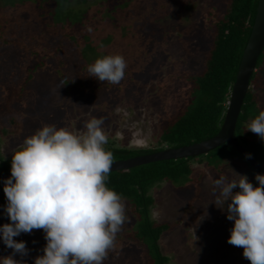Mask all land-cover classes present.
I'll return each instance as SVG.
<instances>
[{"label": "trees", "instance_id": "trees-1", "mask_svg": "<svg viewBox=\"0 0 264 264\" xmlns=\"http://www.w3.org/2000/svg\"><path fill=\"white\" fill-rule=\"evenodd\" d=\"M257 2L224 0L220 11V8H211L207 12V25L198 24L203 30L195 28L194 36L185 40L187 32L182 27L186 17L180 14L176 20L172 17L173 11L184 8L183 3L178 5L169 0H0V172L10 171L12 155L19 150L17 147L5 155L2 152L5 138L31 136L44 125L59 127L67 117L75 120L82 115L76 104L80 96L88 97V106L94 107L98 115L111 110L115 102L122 104L121 95L130 85L140 84L148 64L154 69L158 60L154 56L161 52L164 63L172 66L171 72L165 75L163 89L175 81L179 88L187 86V96L182 97L183 101L179 98L174 112H167L171 104L167 105V111L164 109L167 116L159 120L152 145L127 147L111 140L105 145L106 150L113 153L115 161L212 137L222 124ZM170 38L180 47L178 55L166 52ZM109 54H120L127 63L125 77L117 85L88 76L87 66ZM263 87L264 48L252 73L234 131L239 143L264 171V140L245 130L247 120L264 110V105L259 108L261 100L257 93ZM101 94L105 97L103 101L98 99ZM226 161L240 169L254 186L258 185L255 171L227 143L193 157L151 161L110 171L106 186L123 197L125 210L130 215L128 221L132 224L127 238L116 236L115 243L132 242L135 251L142 249L146 264H169L172 256L164 251L161 243L164 235L179 227L185 230L181 237L187 245L191 246L195 239L188 236L186 219L171 222L152 217L156 200L154 188L168 182L184 183L195 170V164L217 168ZM194 185L195 199L200 188L196 182ZM3 187L0 185V214L7 204ZM190 210L191 207L186 212ZM224 221L225 225L234 224L228 219ZM195 228L200 229L196 223ZM42 234L43 230H33L24 235L30 237V242L39 244L46 242ZM1 242L2 239L0 257L11 255L4 253L6 250ZM227 245L233 250V264H238L244 258L243 248L228 242ZM24 261L28 264L26 259Z\"/></svg>", "mask_w": 264, "mask_h": 264}, {"label": "clouds", "instance_id": "clouds-1", "mask_svg": "<svg viewBox=\"0 0 264 264\" xmlns=\"http://www.w3.org/2000/svg\"><path fill=\"white\" fill-rule=\"evenodd\" d=\"M126 68L122 55L109 54L89 64L87 72L117 85ZM103 123L102 118H92L82 133L44 125L14 152L11 176L3 181L4 212L10 223L0 225V239L12 254L0 257V264H21L14 257L27 256L29 249L14 237L33 230H43L46 240L34 264H103L115 250L116 236L128 217L123 197L106 186L113 153L105 148ZM247 131L264 140V110ZM136 143L146 146L143 140ZM238 175V180H214L219 189L216 203L227 202V219L234 222L227 242L243 248L250 264H264V175H255L257 186Z\"/></svg>", "mask_w": 264, "mask_h": 264}, {"label": "rangeland", "instance_id": "rangeland-1", "mask_svg": "<svg viewBox=\"0 0 264 264\" xmlns=\"http://www.w3.org/2000/svg\"><path fill=\"white\" fill-rule=\"evenodd\" d=\"M169 1L177 2L178 5H181V3L185 4L183 9H176L172 15L175 20L179 14L186 17V22L182 27V30L187 32V35L183 37L185 40L190 39V36H194L193 32L195 28H201L198 24L201 25L202 22L204 26L208 24L209 16L207 12L211 8L217 10L220 8V11L224 3V0ZM201 29L203 30V28ZM175 42L174 38L168 40L165 46L166 52L176 53L177 55L181 53L179 45L175 44ZM154 58L158 59L154 69H151L153 66L150 64L144 68L140 84L130 85L129 89L125 91L126 93L121 95L120 101L122 104L115 102L111 110L98 115L94 107L90 108L88 106L86 100L88 97L80 96V102L78 99V103L76 104L79 107V114L82 115L77 116L78 118L71 121L68 117L67 119L62 118L64 121L57 128L64 127L74 133H82L86 131L85 124L92 119L91 116H97L96 118L100 117L104 121L102 127L108 136V141L114 140L116 144H123L127 147H146L152 145L155 140L159 120L167 116V105L171 104L167 112H174L179 104V98L180 101H183L184 98L182 97L187 96V86L180 85L181 88H179V85L175 81H172L170 86L166 87V90L163 89L165 75L171 72L172 66L164 63L163 52L161 54L157 53V56L155 55ZM161 91L162 93L160 94L159 92ZM127 93L128 96L126 95ZM257 93L261 100L259 103L260 108L264 105V87L259 89ZM104 98L103 94L98 96L99 100ZM253 119L254 117H250L245 123L246 131L247 125ZM247 134L254 135L252 132ZM29 136L28 134L23 135V137L13 136L12 138H5L2 142V152L5 155L14 152L15 148L22 145L25 138ZM138 140H143L146 146H138L136 143ZM194 169L184 183L168 182L154 188L156 200L151 210L152 217L156 220L166 219L171 222L178 219H186L189 222L188 229L190 232L188 236L195 239L191 246L187 245L181 237L182 232L184 233L185 230L179 227L173 228L172 231L164 235L161 243L164 251L172 256L169 264H233V250L227 245V239L230 236V229L233 227V224L225 225L224 219H227V202L216 203L219 189L215 188L214 180L221 176L226 177L228 180H238V174L242 175L243 173L228 161L222 162L217 168L202 167V165L195 164ZM195 182L200 188V193L195 198L196 200L193 198L196 186L194 185ZM189 207H191V210L186 212ZM1 212L0 225L10 223L3 209ZM125 214L129 219L130 215L126 210ZM195 223L199 225L200 229L195 228ZM131 225L127 220L123 224L121 231L117 234V237H120V239L127 238V231L130 230ZM42 235L44 238V234ZM14 239L25 241L29 249L27 256L21 257L16 255L14 257L21 261V264H27L24 263L25 259L28 264H34L35 257L43 255V248L46 242L39 244H36L34 241L30 242V237L24 234L14 237ZM2 242L1 247L6 250L4 253L12 254V249L7 248ZM115 244V250L109 252L103 264H146L141 255L142 249L137 248L135 251V245L132 242L119 241ZM249 263L250 261H247L245 258L238 261V264Z\"/></svg>", "mask_w": 264, "mask_h": 264}, {"label": "water", "instance_id": "water-1", "mask_svg": "<svg viewBox=\"0 0 264 264\" xmlns=\"http://www.w3.org/2000/svg\"><path fill=\"white\" fill-rule=\"evenodd\" d=\"M264 48V0H258L250 34L246 40L239 65L235 74V80L231 86L226 110L219 131L207 139L179 147H165L163 149L140 154L134 157L113 161L110 171L129 168L135 165L151 161L193 157L205 154L209 150L223 144L234 147L236 151L249 163L256 174L264 175L261 166L253 159L246 158L249 154L239 143L234 134L240 108L244 96L249 88L252 73L255 71L258 57ZM11 176V171L0 172V185Z\"/></svg>", "mask_w": 264, "mask_h": 264}]
</instances>
